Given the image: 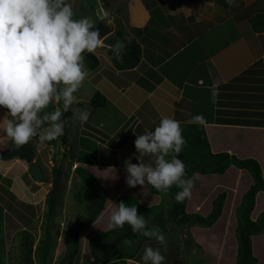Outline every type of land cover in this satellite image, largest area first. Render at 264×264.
Listing matches in <instances>:
<instances>
[{"label": "crops", "instance_id": "crops-1", "mask_svg": "<svg viewBox=\"0 0 264 264\" xmlns=\"http://www.w3.org/2000/svg\"><path fill=\"white\" fill-rule=\"evenodd\" d=\"M95 1L111 27V34L124 45L126 41L135 40L141 54L138 63L128 69L117 66L114 59L119 61L120 53L104 44L93 51L98 59L96 67L90 68L84 55V65L89 72L84 81L89 87L88 97L91 98L99 90L109 101L108 106L100 110L112 114L108 118L99 114L101 119L92 120L89 125L92 134L85 135L89 139H101L96 145L100 149L95 151V157L97 154L99 157H82L84 160L78 163L106 188L107 200H114L116 207L119 195L129 194L140 200L144 195H157L149 192L146 185L130 187L125 182L126 161L137 163L133 143L135 137L152 128L149 122L143 125L142 117H145L147 109L155 111V124L165 116L180 124L201 123L195 118L202 116L201 124L210 150L229 152L241 158H255L260 163L264 178V30L254 31L249 24L253 14L264 13V0H236L232 5L226 0ZM68 2L72 4L74 1ZM82 2L76 0V6L83 7L81 14L94 25L98 18L88 13ZM81 93L76 95L83 97ZM89 111L94 116L99 110L89 106ZM140 125L143 130L138 134ZM34 139L30 140L33 150ZM3 142L0 138V143ZM8 146H0V149ZM79 146L70 152L72 157L81 152ZM66 147L72 150V146ZM61 149L63 143H55L53 151ZM144 162L153 161L149 162L145 157ZM28 169V164L16 157L0 160V206L4 228L8 229L6 232H10L12 238L20 230L18 227L30 222L31 218L34 191L26 187L28 177L25 172ZM252 181L246 169L233 165L222 174L196 173L192 196L187 198L186 207L189 212L207 214L212 207V199L225 191L222 214L217 220H222L223 213L234 206V239L235 208ZM201 195L203 197H199ZM103 208L99 213L101 215L106 205ZM263 209L264 189L256 195L251 218L255 219ZM110 213L104 214L105 218H109ZM97 220L89 225L92 227ZM210 228L213 226L205 230ZM252 247L253 254L258 257L256 264H263L264 233L252 236ZM10 249L6 254L11 252ZM235 256L236 250L231 264Z\"/></svg>", "mask_w": 264, "mask_h": 264}, {"label": "clouds", "instance_id": "clouds-1", "mask_svg": "<svg viewBox=\"0 0 264 264\" xmlns=\"http://www.w3.org/2000/svg\"><path fill=\"white\" fill-rule=\"evenodd\" d=\"M232 5L236 0H226ZM100 35L87 17L75 18L67 0H0V131L4 142L19 147L38 137L41 143L64 134V112L78 101L76 93L89 75L84 54L93 52ZM60 105L45 111L49 105ZM89 111L81 110L76 118L83 125ZM203 122L202 116L195 118ZM137 163L126 161L125 182L130 187L150 184L167 192L173 185L179 191L175 201L191 198L195 174L188 178L184 162L178 158L186 140L180 122L162 117L153 130H145L134 140ZM171 155V159H168ZM151 156L152 163H145ZM106 177V176H104ZM167 243L159 226H148L138 214L136 204L116 203L102 229L104 232L123 228ZM125 243H131L126 240ZM144 264H165L160 247L146 246L141 257Z\"/></svg>", "mask_w": 264, "mask_h": 264}, {"label": "trees", "instance_id": "trees-1", "mask_svg": "<svg viewBox=\"0 0 264 264\" xmlns=\"http://www.w3.org/2000/svg\"><path fill=\"white\" fill-rule=\"evenodd\" d=\"M106 2V0H103ZM68 2V0H67ZM249 24L254 31L264 30V13L253 14L249 19ZM120 53V60L114 59L121 69L134 67L140 59V46L135 40L126 41L124 50ZM86 63L90 68L98 64V59L93 52L85 53ZM89 104L93 107H107L108 99L99 90L90 98ZM60 106V105H59ZM54 104L49 105L45 111H52ZM72 112H64L63 119L69 121ZM66 122V123H67ZM66 125V124H65ZM182 135L186 140V145L179 153V158L186 166V174L191 178L194 174H222L229 166L233 165L240 169H246L253 181L241 195L240 201L235 208V238L237 242L236 256L233 264H256L258 259L252 251V236L264 233V209L255 219L251 218V212L254 208L256 195L264 189V178L262 169L258 160L253 157L241 158L229 152H212L209 147L208 139L201 123L189 122L181 123ZM66 130V128H65ZM61 136L62 143H66V135ZM55 145L56 141H48ZM171 159V155L167 157ZM84 160L81 152L76 155V161ZM30 171V167L28 169ZM75 171L80 177L81 183L78 188V199L84 204L85 211L70 222L64 231V242L66 246L65 254L60 264H72L73 259L79 252V231L86 225L93 222L101 211L106 198L104 187L95 175L83 166H76ZM44 177L43 181H49L51 188L48 192L46 202L47 209L44 211L45 220L43 222V232L38 244L34 248V253L38 257L39 264H46V256L50 245V220L55 206V191L58 183L57 168H53L52 178ZM149 192L159 195V202L149 206L143 205L139 199L133 195L124 194L116 198V203L124 201L128 205L136 204L138 214H142L148 221V226H159L165 234L168 231V222L173 221L175 225H188L210 227L219 218L222 213L226 192H219L212 199V207L207 214L198 212H187L185 210L187 198L183 202H176L174 197L179 189L173 185L167 192H162L150 184H146ZM8 219L9 217L6 216ZM4 216L0 206V264H8L6 243L11 234L6 232L3 225ZM17 226V225H15ZM9 227V226H8ZM5 230V231H4ZM18 237L21 241L12 246V250L20 248L22 260L20 264H32L33 241L31 233L26 229L18 230ZM131 243H125V241ZM90 254L92 258L86 264H110L125 259H133L137 262L142 261L144 248L146 246L160 247L166 257L165 264H187L186 261L178 256V247L175 241L167 242L161 246L155 239L144 237L131 231L127 224L123 228L113 229L107 232H98L90 239ZM167 248V249H166ZM166 249V250H165ZM10 253V252H9Z\"/></svg>", "mask_w": 264, "mask_h": 264}, {"label": "rangeland", "instance_id": "rangeland-1", "mask_svg": "<svg viewBox=\"0 0 264 264\" xmlns=\"http://www.w3.org/2000/svg\"><path fill=\"white\" fill-rule=\"evenodd\" d=\"M72 7L75 13V18L85 17L84 14H81L83 11V7L76 6V0H73ZM82 4L88 8V13L93 14L94 18H98V8L97 2L95 0H83ZM105 21V15L103 14V18ZM106 22V21H105ZM102 42L100 41L98 46H102ZM85 86V87H84ZM84 88L80 89L79 92L83 97H78V101L74 103L70 107V111L72 115L69 121L65 125V135H66V143H63V149L58 152L53 151L52 145L48 143V141L41 143L38 137H34L35 141L33 145L35 146V164L41 166L42 170V178L40 181L36 180L33 176L30 177V171L27 170L25 175H27V179L25 181L26 187L30 190L34 191L33 203L31 205V218L30 222L27 221L24 226H19L18 228L28 230L32 237L33 241V252H32V264H39L38 257L34 253V248L38 244L40 238L42 237L43 232V222H44V211L47 209L46 198L48 192L51 188V183L49 181H43L44 177L48 178L47 180L52 178L53 168H57V187L55 191V206L53 212L51 214L50 220V245L48 248L47 256H46V264H60L62 257L65 254L66 246L64 242V231L68 224L75 220L80 213L85 211L83 201L81 202L78 199V188L80 186L81 180L74 168V162L76 160V156L72 157L70 152H74L76 146L81 144V157L87 159H97L99 156L95 157L96 149H100V146L97 142H101V139L90 138L85 136L88 134H92L90 132L91 129L89 125L93 121H98L101 118L98 115H102V117L108 118L110 111L100 110L99 107H93L87 102L89 87L86 85V82L83 83ZM87 92V93H86ZM84 107H83V104ZM59 105L54 104V107H58ZM89 106L92 108H98V113L93 116V114L89 115V119L83 125L80 124L79 120L76 118V114L81 110H88ZM5 109L0 108V118H3L5 114ZM74 112V113H73ZM145 117H142L143 125L149 122L150 130H153L154 127L159 123V121L155 124L157 117L154 119L155 111L152 109H147L145 111ZM90 113V111H89ZM105 113V114H104ZM93 117V118H92ZM98 117V119H94ZM116 119V117H113ZM146 122V123H145ZM155 124V125H153ZM143 126L140 125L138 127L137 133L139 134ZM0 134H3L0 131ZM80 137H82L80 139ZM76 139V140H75ZM84 140V141H83ZM4 141V140H3ZM57 145L62 143L61 136L55 139ZM30 143V141H29ZM85 143V144H84ZM12 144L11 141H6L4 146ZM83 144V146H82ZM66 145L72 146V150L68 149ZM102 146V145H101ZM76 148V153H77ZM99 153V150L97 151ZM111 158V157H109ZM75 159V160H74ZM149 162L153 161L151 156L147 157ZM76 166H80L78 161H76ZM29 166V164H28ZM32 175V174H31ZM99 181V180H98ZM100 182V181H99ZM102 184V183H100ZM103 186V185H102ZM104 187V186H103ZM106 192L105 202L103 204L106 205L104 213L98 214V220L95 222L92 227L88 224L83 227L79 233V252L76 254L75 258L72 261V264H86L91 258V254L89 251L90 248V239L94 236L95 233L102 232L105 227L108 218L104 214L110 213L111 209L115 207L114 200L108 201L107 190L104 188ZM12 195V194H10ZM213 194L211 197H213ZM147 197V198H145ZM199 197H203L202 195ZM159 195L154 196H146L141 199L144 202L148 203L146 206L156 204L159 202ZM139 201L145 205L142 201ZM200 200V199H199ZM107 203V204H106ZM116 204V201H115ZM102 207L99 213H102L104 209ZM30 208V206H29ZM233 209L234 206L228 210V212H224L222 216L224 218L222 220H216L212 225L213 228L209 230H205L206 227L200 226H188L185 224L175 225L173 221L168 222V231L166 233V241L171 242L175 241L178 247V256L183 258L187 264H231L233 259V252L236 250V239L234 235L233 239ZM185 210L189 212V208L185 206ZM222 214V213H221ZM225 214V215H224ZM205 215V214H204ZM221 217V216H219ZM235 218V216H234ZM92 223V222H91ZM18 230V229H16ZM14 233L13 231L11 232ZM254 236V235H253ZM252 239V238H251ZM234 240V243H233ZM21 241L20 237H18L17 233L13 234V238L11 237L9 241H7V247L10 249L13 243L14 245L18 244ZM11 243V244H10ZM235 244V245H234ZM18 246V245H17ZM235 246V248H234ZM12 247V246H11ZM8 249V250H9ZM167 249V248H166ZM165 249V250H166ZM253 249V247H252ZM7 251V250H6ZM10 253L7 254L8 263L9 264H20L22 260V255L20 253V248L10 249ZM257 257V254H254ZM259 255V252H258ZM258 259V257H257ZM258 262V261H257ZM143 264L142 262H135L133 259H125L123 261H118L114 264ZM113 264V263H110ZM264 264V263H263Z\"/></svg>", "mask_w": 264, "mask_h": 264}, {"label": "water", "instance_id": "water-1", "mask_svg": "<svg viewBox=\"0 0 264 264\" xmlns=\"http://www.w3.org/2000/svg\"><path fill=\"white\" fill-rule=\"evenodd\" d=\"M97 10H98L99 16H98V20L93 26L100 35V41L104 45L113 47L118 52H122L124 50V43L121 40H118L117 37L111 34L110 25L102 19L103 13H102L101 8L99 7ZM53 148H54V145H53ZM177 156L179 158V154H177ZM13 157L22 159L27 164H29L30 172L32 176L38 181L41 180L42 170L37 164H35V160H34L35 152L30 143L21 145L19 147H16L10 144L7 148L0 149V160L5 161Z\"/></svg>", "mask_w": 264, "mask_h": 264}, {"label": "built area", "instance_id": "built-area-1", "mask_svg": "<svg viewBox=\"0 0 264 264\" xmlns=\"http://www.w3.org/2000/svg\"><path fill=\"white\" fill-rule=\"evenodd\" d=\"M76 165H77V164L74 162V168L76 167Z\"/></svg>", "mask_w": 264, "mask_h": 264}]
</instances>
